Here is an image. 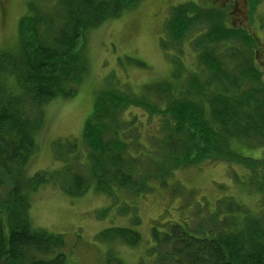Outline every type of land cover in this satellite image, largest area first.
Listing matches in <instances>:
<instances>
[{
  "label": "trees",
  "instance_id": "1",
  "mask_svg": "<svg viewBox=\"0 0 264 264\" xmlns=\"http://www.w3.org/2000/svg\"><path fill=\"white\" fill-rule=\"evenodd\" d=\"M139 1L55 0L43 6L40 0H28L29 12L19 22L18 43L12 49L0 50V193L5 195L4 199L0 196V264H67L65 235L34 227L28 213L29 193L49 184L57 172L39 171L26 176L24 170L38 149L36 135L43 125L44 106L55 98L75 95L88 74L89 31ZM219 15L217 9L209 11L191 2L175 6L166 26L173 40L183 38L193 23L206 25L207 32L194 40L198 71L191 72L181 88H175L171 80H163L144 85L137 99L118 96L109 102L110 108L99 103L97 115H111L135 106L148 117L162 121L168 132L154 136L153 143L167 148L160 160L166 167L164 172L159 170L163 177L177 167L228 160L243 163L240 165L251 170L250 182L259 175L258 191L264 193V156L245 157L230 145L233 139L251 142L250 137L256 136L264 144V72L255 64V50L246 48L257 42L247 29L227 27ZM233 39L244 42L245 47L232 43ZM220 43L239 59L236 67L229 68L222 53L215 50ZM153 85L162 90L161 98L156 100L148 90ZM31 107L37 109L38 120L31 116ZM97 115L88 120L84 139L98 147L108 144L101 129L114 130V142L122 143L125 149L112 160L126 163V157L133 154L127 151L118 125L112 120L100 123ZM115 169L114 179L119 184L136 186L134 170L125 174L120 167ZM106 178L98 180L100 187L105 186ZM6 180L11 184L8 189ZM73 180L82 191L83 181L77 174ZM244 207L231 200L228 214L217 221L226 226L205 230L203 235L176 222L167 230L153 226L152 242L159 264H264V199L258 213L246 212L242 220L235 213L244 211ZM231 217L236 223L228 225L226 221ZM109 232L130 246L142 242V235L134 228L106 230L102 236ZM105 264L122 262L111 255Z\"/></svg>",
  "mask_w": 264,
  "mask_h": 264
},
{
  "label": "rangeland",
  "instance_id": "2",
  "mask_svg": "<svg viewBox=\"0 0 264 264\" xmlns=\"http://www.w3.org/2000/svg\"><path fill=\"white\" fill-rule=\"evenodd\" d=\"M54 1L40 0V4L48 6ZM186 2L209 11L217 9L227 27L247 29L257 43L246 48L255 50V64L264 72V0H140L120 16L91 29L86 49L88 74L75 95L55 98L44 106L43 125L36 135L38 149L24 170L26 176L39 171L57 172L49 184L29 193L28 213L34 227L65 235L67 264H105L111 255L122 264H159L152 242L153 226L167 230L176 222L203 235L205 230L226 226L217 221L228 214L231 200L245 206L244 211H236L238 217L259 212L264 199V193L258 191L261 177L255 175L250 182L251 170L243 163L211 160L177 167L163 177L159 170L164 172L166 167L160 160L167 148L153 143L154 136L168 132L162 121L148 117L135 106L111 115H97L99 103L110 108L109 102L118 96L137 99L144 85L163 80H171L175 88H181L189 74L198 71L194 40L207 32L206 25L193 23L176 41L166 33L173 8ZM28 12V0H0V50L16 46L20 18ZM233 42L241 48L246 45L236 39ZM214 48L222 53L229 68L240 63L224 43ZM148 90L155 100L161 98L162 90L157 85ZM29 110L38 120L37 109ZM96 115L100 123L112 120L118 125L127 151L133 154L126 157V163L112 160L125 149L122 143L114 142V130L101 129L104 142H112L109 145L94 147L84 139L86 124ZM250 141L233 139L230 145L245 157H263L260 138L250 137ZM119 167L125 174L135 171L134 188L114 179L115 168ZM76 174L83 181L82 191L73 180ZM103 176L107 177L104 188L98 183ZM10 186L6 180L7 189ZM76 191L78 194H71ZM0 196L5 198L2 193ZM233 219L228 218L227 224L236 223ZM120 227L138 230L142 242L130 246L113 232L102 236V232Z\"/></svg>",
  "mask_w": 264,
  "mask_h": 264
}]
</instances>
